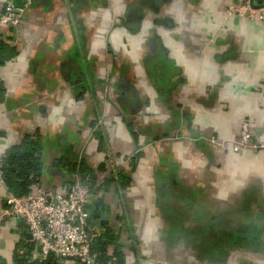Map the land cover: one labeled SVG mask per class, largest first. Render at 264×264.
Instances as JSON below:
<instances>
[{"label":"crops","instance_id":"obj_1","mask_svg":"<svg viewBox=\"0 0 264 264\" xmlns=\"http://www.w3.org/2000/svg\"><path fill=\"white\" fill-rule=\"evenodd\" d=\"M246 1L32 0L0 27V158L38 138L59 191L79 180L55 162H84L123 264H264V35L225 16ZM243 119L261 147L234 152ZM18 257L44 261L1 219L0 264Z\"/></svg>","mask_w":264,"mask_h":264},{"label":"built area","instance_id":"obj_2","mask_svg":"<svg viewBox=\"0 0 264 264\" xmlns=\"http://www.w3.org/2000/svg\"><path fill=\"white\" fill-rule=\"evenodd\" d=\"M31 5L32 0H21L19 4L6 2L0 14V27H18L23 14ZM225 16L258 19L264 35V0L253 5L249 1L230 5L225 10ZM251 139L249 123L243 119L239 136L231 146L232 150L239 152L245 148L261 147ZM208 140L213 144L217 143L213 137ZM1 175L0 158V182ZM87 198L88 189L79 181H75L67 191L46 189L40 184L32 186L25 196H15L6 190L5 206L0 210V220H21L41 260L52 256L59 262L70 260L77 264H96L91 254V246L101 235V229L90 221L86 208Z\"/></svg>","mask_w":264,"mask_h":264},{"label":"trees","instance_id":"obj_3","mask_svg":"<svg viewBox=\"0 0 264 264\" xmlns=\"http://www.w3.org/2000/svg\"><path fill=\"white\" fill-rule=\"evenodd\" d=\"M1 63V57H0ZM55 166L66 167L69 173L77 176L79 182L88 190L94 185L93 172L82 161L77 163L55 162ZM42 170L41 144L38 138H26L20 144L10 147L1 158V180L10 193L25 196L31 187L40 184ZM111 180L107 179L104 184ZM114 246L112 253L109 247ZM91 254L96 264H123V257L116 247V236L106 229L102 236L94 240ZM18 262L26 264L20 257ZM41 264H60L49 256Z\"/></svg>","mask_w":264,"mask_h":264},{"label":"water","instance_id":"obj_4","mask_svg":"<svg viewBox=\"0 0 264 264\" xmlns=\"http://www.w3.org/2000/svg\"><path fill=\"white\" fill-rule=\"evenodd\" d=\"M249 3L250 5H253V2L252 0H249ZM51 172H54V173H59V174H62V170L60 169H54V170H49ZM94 209L95 211H101L102 212V218L105 219L107 217V214H108V208H106L105 206L101 205V204H94ZM95 215V214H94ZM96 218V217H95ZM97 218H99V216L97 215ZM30 236V235H29Z\"/></svg>","mask_w":264,"mask_h":264},{"label":"flooded vegetation","instance_id":"obj_5","mask_svg":"<svg viewBox=\"0 0 264 264\" xmlns=\"http://www.w3.org/2000/svg\"><path fill=\"white\" fill-rule=\"evenodd\" d=\"M86 208L89 212V215H90V221L93 222L92 220H96L98 219L97 218V215H98V211H95L94 209V206H92L91 204H88L86 205ZM95 214V215H94ZM96 217V218H95Z\"/></svg>","mask_w":264,"mask_h":264}]
</instances>
